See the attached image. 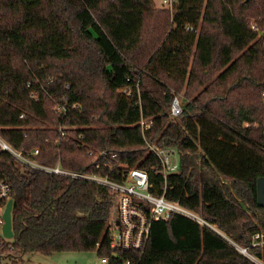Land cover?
I'll list each match as a JSON object with an SVG mask.
<instances>
[{
	"label": "trees",
	"instance_id": "trees-1",
	"mask_svg": "<svg viewBox=\"0 0 264 264\" xmlns=\"http://www.w3.org/2000/svg\"><path fill=\"white\" fill-rule=\"evenodd\" d=\"M174 2L169 15L152 0H0V137L17 151L38 148L41 164L93 173L82 136L146 171L153 191L208 227L174 215L152 225L141 256L112 255L107 188L20 169L0 150L13 200L5 260L95 252L109 264H264V0ZM141 119L151 121L143 134ZM144 140L182 153L165 190Z\"/></svg>",
	"mask_w": 264,
	"mask_h": 264
},
{
	"label": "built area",
	"instance_id": "built-area-1",
	"mask_svg": "<svg viewBox=\"0 0 264 264\" xmlns=\"http://www.w3.org/2000/svg\"><path fill=\"white\" fill-rule=\"evenodd\" d=\"M162 6L172 10L175 8V2L174 0H162ZM185 30L190 32L193 29L187 26ZM65 88L69 89V85H66ZM122 93L126 96L131 94L128 89L123 90ZM34 99H37V96H34ZM74 108L75 106L72 107V109ZM53 111L64 115L67 109L65 106L55 103ZM181 114V99L174 97L168 117L174 122ZM139 125L143 134L151 127V121L141 119ZM58 131L61 137H65L66 134L62 127H59ZM144 143L148 153L154 155L158 160V170L163 179V190H165L166 177L179 171L182 153L176 148L158 147L147 140H144ZM77 147L86 148V154L92 162L93 173L70 171L61 167L59 163L55 166L41 164L35 159L39 155L38 148L27 152L17 151L0 137V150L8 153L20 169L88 182L109 190L113 197V217L109 233V251L112 255H116L118 251H127L141 256L147 247L152 225L156 222L168 221L174 215L207 226L193 212L177 203L168 201L163 193L157 194L153 191L155 185L146 171L136 166L129 167L120 162L118 155L114 152L90 148L82 141V136L77 140ZM9 200H12L11 187L0 171V259L3 261L6 256L2 252L6 249L8 252L12 251L11 244L7 242L9 238L3 234L4 212ZM209 229L221 235L213 228L209 227ZM99 263L109 264L105 257L100 258ZM124 264L133 263L128 260Z\"/></svg>",
	"mask_w": 264,
	"mask_h": 264
},
{
	"label": "rangeland",
	"instance_id": "rangeland-1",
	"mask_svg": "<svg viewBox=\"0 0 264 264\" xmlns=\"http://www.w3.org/2000/svg\"><path fill=\"white\" fill-rule=\"evenodd\" d=\"M153 7L156 12H159L161 10H165L168 12L169 15L172 14L174 11V8L172 10L163 7L162 6V0H152ZM160 18L163 17V15L159 16ZM156 17H146L144 22V28L143 30H146V34H144L143 40L150 39V36L147 35V31L154 23V20ZM252 28H255V25L253 22L250 23ZM262 34V32H260ZM174 97H177L181 99V104H183V101L185 102L184 98V92L181 91L180 93L174 94ZM13 240L9 239L7 242L9 244H13ZM103 257H98L95 252H86V253H77V252H71V253H65V254H53L50 257H46L40 254H23L20 255L18 258H10L15 261V264H100L99 259ZM9 259V260H10ZM8 259L3 261L2 264H10V261Z\"/></svg>",
	"mask_w": 264,
	"mask_h": 264
},
{
	"label": "water",
	"instance_id": "water-1",
	"mask_svg": "<svg viewBox=\"0 0 264 264\" xmlns=\"http://www.w3.org/2000/svg\"><path fill=\"white\" fill-rule=\"evenodd\" d=\"M249 0H245L248 2ZM164 114V113H163ZM256 199L257 204L260 207H264V177L259 178L256 181ZM13 201L9 200L6 206V210L4 212V226H3V234L6 238H13L12 226H11V210H12ZM241 253L245 254V250H240Z\"/></svg>",
	"mask_w": 264,
	"mask_h": 264
}]
</instances>
